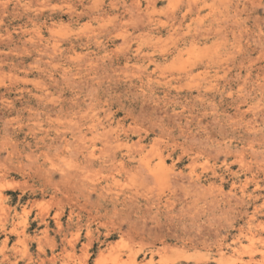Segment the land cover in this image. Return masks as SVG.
I'll use <instances>...</instances> for the list:
<instances>
[{
	"label": "rangeland",
	"instance_id": "1",
	"mask_svg": "<svg viewBox=\"0 0 264 264\" xmlns=\"http://www.w3.org/2000/svg\"><path fill=\"white\" fill-rule=\"evenodd\" d=\"M262 40L264 0H0V163L9 149L20 151L18 167L32 173L43 154H58L51 161L72 175L86 167L87 182L114 177L113 192L134 201L129 212L109 206L98 215L87 202L81 225L69 226L66 203L60 210L48 196L5 200L0 224L18 236L0 242V259L264 264ZM88 150L97 154L90 164ZM158 152L165 175L155 184L145 177L162 170ZM191 170L200 184L190 181ZM23 180L0 177L18 187ZM14 207L6 223L3 212ZM43 211L45 234L33 222ZM222 239L232 247L217 246Z\"/></svg>",
	"mask_w": 264,
	"mask_h": 264
},
{
	"label": "bare ground",
	"instance_id": "2",
	"mask_svg": "<svg viewBox=\"0 0 264 264\" xmlns=\"http://www.w3.org/2000/svg\"><path fill=\"white\" fill-rule=\"evenodd\" d=\"M256 4V3H255ZM258 4V3H257ZM257 6V5H256ZM183 16V15H182ZM183 18V17H182ZM256 19V18H255ZM252 30V29H251ZM261 31V30H260ZM250 33V32H249ZM250 35V34H249ZM250 37V36H249ZM252 39V38H251ZM252 40H255V38L254 39H252ZM248 41V40H247ZM263 41V40H262ZM254 42V41H253ZM259 42V41H258ZM264 42V41H263ZM247 43V42H246ZM258 46V45H257ZM255 48V47H254ZM261 50H263V49H261ZM258 51V50H257ZM250 52V51H249ZM261 52V51H260ZM259 52V53H260ZM248 57V56H247ZM257 59H259L258 57H256ZM255 60V59H254ZM254 60H252V61H254ZM251 61V60H250ZM255 62V61H254ZM248 63V62H247ZM251 63V62H250ZM248 65H250L249 63H248ZM247 70H249V69H247ZM260 83V82H259ZM261 85V84H260ZM259 86V85H258ZM257 86V87H258ZM264 87V86H263ZM262 88H260V90H261ZM261 92V91H260ZM3 98V97H2ZM47 98V97H46ZM5 101H6V99H5ZM51 101V100H50ZM49 102V101H48ZM51 103H53L52 101H51ZM10 104V103H9ZM6 105H7V103H6ZM8 106H10V105H8ZM256 106V105H255ZM254 107V106H253ZM260 107V106H259ZM2 108H4V107H2ZM6 108H8L7 106H6ZM50 108V107H49ZM52 108V107H51ZM237 108V107H236ZM248 108V107H247ZM247 108H246V110H247ZM251 108H252V106H251ZM53 109V108H52ZM4 110V109H3ZM30 110V109H29ZM254 112V111H253ZM252 113V112H251ZM45 114H47V113H45ZM37 115V114H36ZM35 116V115H34ZM253 116V115H252ZM260 116H261V114H260ZM47 117H49V116H47ZM263 119V118H262ZM250 120V119H249ZM255 120V119H254ZM251 122V121H250ZM247 123H249V122H247ZM250 124V123H249ZM252 126V125H251ZM247 127H249V126H247ZM253 129L255 128L254 126L252 127ZM248 129V128H247ZM249 129H250V127H249ZM33 130V129H32ZM34 138V140L37 138V136L36 135H32ZM50 137V136H49ZM117 138V137H116ZM41 139V141H44L45 140V138L44 137H42V138H40ZM32 140V139H31ZM50 140V139H49ZM57 140H58V138H57ZM56 140V141H57ZM66 143V142H65ZM106 143H108V142H106ZM45 144H47V143H45ZM51 144H52V142H51ZM27 145H29V144H27ZM49 145H50V143H49ZM8 146V145H7ZM14 146H16V144H14L13 145V147ZM127 146V145H126ZM8 147H10V145L8 146ZM13 147H11V148H13ZM27 147V146H26ZM51 147V146H50ZM55 147V146H54ZM111 147V146H110ZM109 147V148H110ZM65 148V147H64ZM63 148V149H64ZM126 148H128V147H126ZM10 151H8V153H7V150H6V153H7V155H6V157L7 158H5V161H7L8 163H6L5 161H4V163H0V177L1 178H8V177H10L11 176V174H16V175H20V177L22 178V179H25V180H23V182H24V184H25V186L24 187H18V186H16V185H14V184H12V183H9V182H6L5 184H2V183H0V206H4L5 204H3V203H5V200L7 201H9V202H14V200H15V202H16V204H20L24 199H28L29 197H34V196H40V198L41 197H45V196H48L49 197V201L47 202L48 204H50L49 202L51 201L52 203L54 202L56 205H57V208L59 209V207H60V210H61V208L62 207H64V203H66V205L68 206V213H67V223H68V225L70 226H72V224H74V225H78L79 226V224H80V221H78V219H79V217H80V214H81V212H82V210L83 209H85L84 207L86 206V204H87V202L89 203V204H87V205H91V207L93 206V209H94V207H95V209L96 210H94V212H98L99 210V208L101 207H105V208H107V207H111L113 210H116L119 206H122L124 209H123V211L125 212V211H128L129 209H133L134 207V201L129 197V196H124V195H120L118 192H116V193H114L113 192V190L111 189V183L114 181L113 179H114V177H110V176H107L106 178H103V181H98V179L96 178H94L93 180H91V181H89V182H87V181H85V178H84V176L85 175H83V169H85L86 167H83L82 169H81V171L78 173V174H71L69 171H68V169H67V164L66 163H64V166H60V165H58V162H53V161H51V159L55 156H59L58 154H53L52 156L50 155V154H43V158H44V162H42L41 164H39V165H37L36 167H35V170L32 172V173H29V172H26L25 173V171H23V170H21L19 167H18V165H20V162H19V158L21 157V153H20V151H18L16 154V156H14V152L12 151V149H9ZM53 151H54V149H52ZM113 150H115V149H113ZM11 151H12V153H11ZM48 151V150H47ZM228 151V150H227ZM56 152V151H55ZM58 153V152H57ZM110 153H112V152H110ZM229 154V153H228ZM88 157H86L87 158V161H85V163L86 162H88V164H90L91 162H93L92 160H94L95 161V159H92V158H94V155H95V152L94 151H92V150H88V152H87V154H86ZM97 155V154H96ZM95 155V156H96ZM109 155H114V152H113V154H109L108 153V156ZM166 155H168V154H166ZM26 156H29V155H26ZM51 156V157H50ZM99 156V155H98ZM157 156H158V161H159V165H158V167H161V171H160V169L158 168V170L157 171H160V172H154L153 170H151L150 171V173H148L149 175L148 176H146V175H144V177H145V179L146 178H151V179H153L154 181V183L156 184V180H158L159 181V179H161L160 177H162L163 175H165V173L163 172V170H164V166H165V157H164V155H163V153L162 152H158L157 153ZM30 157V156H29ZM84 157V156H83ZM63 158V157H62ZM107 158V157H106ZM105 158V159H106ZM57 158H55V159H53V160H56ZM97 159V158H96ZM104 159V160H105ZM112 159H114V156H113V158ZM117 159V158H116ZM131 159V158H130ZM143 159H144V155L143 154H139V160H137V161H139V163L140 164H142L143 162H146V161H143ZM104 160H102V161H99L101 164H104V163H109L110 162V164H109V167H112L113 166V168H111L110 170H116L117 172H119V169L114 165V163L112 162L111 163V161H113V160H110V161H104ZM225 160H227V159H225ZM142 162V163H141ZM57 163V164H56ZM118 164V163H117ZM120 164V163H119ZM118 164V165H119ZM146 164V163H145ZM226 164V163H225ZM139 165V164H138ZM86 166V165H85ZM120 167H121V165H119ZM91 167V166H90ZM101 168H102V165L100 166ZM139 167V166H138ZM226 167H228V165H226ZM225 167V168H226ZM106 168H108V167H106ZM121 168H123V167H121ZM167 168V167H166ZM109 169V168H108ZM139 169V168H138ZM228 169V168H227ZM105 170V169H104ZM123 171H126L125 169H122ZM147 170V169H146ZM98 171V170H97ZM99 173V172H98ZM98 173H97V175H98ZM179 173V172H178ZM214 173V172H213ZM147 174V173H146ZM170 174V173H169ZM168 174V175H169ZM179 174H181V171H180V173ZM110 175V174H109ZM111 176H113V175H111ZM56 177H57V179H56ZM104 177V176H103ZM109 177L111 178V179H109ZM171 177V176H170ZM174 177V176H173ZM169 178V177H168ZM177 178V177H176ZM200 178H201V176H200V174H196L195 173V171L194 170H191L190 171V181L194 184V186L195 185H197V184H200ZM30 179L31 180V182H32V184H28L27 185V182H29L28 180ZM92 179V178H91ZM100 179H102V178H100ZM171 180V179H170ZM173 180H175V177H174V179ZM86 183H85V182ZM161 181H162V179H161ZM166 181H167V179H166ZM169 181V180H168ZM209 181V180H208ZM116 182H117V180H116ZM164 182V181H163ZM159 183V182H158ZM160 184V183H159ZM166 184V183H165ZM259 188V187H258ZM15 190H19V194H15ZM6 192V193H5ZM91 192H94L95 193V198L93 199L94 201L91 203L90 201H91ZM190 192V191H189ZM194 192V191H193ZM243 192V191H242ZM244 193V192H243ZM196 194V193H195ZM253 194V193H252ZM251 194V195H252ZM175 195V194H174ZM249 195V196H247V200H246V196H244V195H240V202H245V203H249L250 201H251V199L252 198H254L255 196L254 195ZM36 198V197H35ZM170 198H172V196H169V197H167L166 198V201H168ZM37 200V199H36ZM43 200V199H42ZM42 200H39V201H42ZM46 200V199H45ZM238 200H239V198H238ZM35 201V200H34ZM236 201H237V199H236ZM28 202V201H27ZM48 204H46V206L48 205ZM240 204V203H239ZM51 205V204H50ZM50 205H49V208H50ZM58 205H59V207H58ZM61 205V206H60ZM133 205V206H132ZM241 205V204H240ZM6 206V205H5ZM242 206V205H241ZM66 207V206H65ZM3 208V207H2ZM2 208L0 207V209H1V212H2ZM48 208V207H47ZM90 208V207H89ZM244 208V207H243ZM259 208H261V206L260 205H255V207H254V214H252L251 216H254V215H256V212H257V210L259 209ZM3 209H5V208H3ZM63 209V208H62ZM103 210H104V208H102ZM15 210V207L13 208V210H11V211H7V210H5V212H3V214H5V217L7 216V213H8V219L5 221L6 223H7V221H9L8 223H10V216H11V212L12 211H14ZM59 210V211H60ZM101 210V209H100ZM107 210V209H106ZM4 211V210H3ZM7 211V212H6ZM58 211V212H59ZM85 211V210H84ZM44 212V211H43ZM89 212V216L88 217H92V216H94L93 214H92V216L90 215V211H88ZM87 212V213H88ZM93 212V213H94ZM100 212V211H99ZM99 212L97 213V215L99 214ZM129 212V211H128ZM239 213H241L240 212V210L238 211ZM54 213V212H53ZM57 213V212H56ZM245 213V212H244ZM96 214V213H95ZM238 214V213H237ZM87 215V214H86ZM49 215H48V211H46V212H44V213H37L34 217H33V222H35L36 223V227L37 226H40V227H42V229L40 230L41 232H43L44 234L45 233H47L48 232V230L50 229V227H49V223H48V220H47V217H48ZM54 219V225H55V230L54 231H56L57 233H60V235H61V231H62V225H61V223L59 222V214H56V215H54L53 214V216H52ZM51 217V218H52ZM88 217H86V220L88 219ZM97 217V216H96ZM92 218H95V217H92ZM6 219V218H5ZM32 219V218H31ZM48 219H50V217L48 218ZM85 219V218H84ZM76 221V222H75ZM75 222V223H74ZM13 224V223H12ZM1 225V227H0V234H2L3 235V237H2V235H1V237L3 238V239H1L2 241H0L1 242V244L3 243L4 244V246L11 240V238L13 237V236H18V232H17V230L15 229V227L13 226L12 228H9V227H7L6 226V224H4V223H1L0 224ZM29 225V223L28 222H23V227H22V233L21 234H23V233H25L26 232V229H27V227H30V226H28ZM67 225V226H68ZM81 225V224H80ZM10 226H11V224H10ZM33 228H35V226L33 227ZM29 230H31V229H29ZM33 230V229H32ZM108 230V232H106L105 231V234L107 233H109V230L110 229H107ZM158 230V229H157ZM111 231V230H110ZM27 232H28V230H27ZM240 232H242L241 230H240ZM228 233V232H227ZM26 234V233H25ZM35 234V233H34ZM104 234V235H105ZM107 234H106V236H107ZM154 234V233H153ZM77 235H78V232H77ZM230 236V235H229ZM225 238V237H224ZM235 239V238H234ZM240 239V238H239ZM239 239L237 238V239H235L234 241H232L233 243H235V242H238L239 241ZM230 241V240H229ZM217 246H227V248L228 247H232V244L230 243H227V244H225V239H222V240H220V242H219V244L217 245ZM11 247H13V246H11ZM37 247L39 248V246L37 245ZM4 248H6V247H4ZM85 246H83L82 247V251H84L85 252ZM263 249V248H262ZM4 250V249H3ZM2 250V251H3ZM12 250V249H11ZM13 250H14V247H13ZM37 250H39V249H37ZM260 252H262V250L260 251ZM2 253H4V252H2ZM6 253V252H5ZM8 254V253H7ZM260 254H262L263 255V258H264V249H263V252L262 253H260ZM2 258L0 259V264H21L20 263V260H15V261H12L11 260V256H10V254L9 255H5V254H2V256H1ZM263 260V259H262ZM25 264H29L28 262H26ZM236 264V263H235Z\"/></svg>",
	"mask_w": 264,
	"mask_h": 264
}]
</instances>
